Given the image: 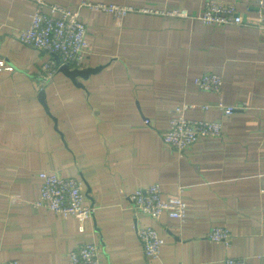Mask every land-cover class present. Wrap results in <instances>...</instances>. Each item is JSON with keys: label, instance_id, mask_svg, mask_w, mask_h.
<instances>
[{"label": "crops", "instance_id": "crops-1", "mask_svg": "<svg viewBox=\"0 0 264 264\" xmlns=\"http://www.w3.org/2000/svg\"><path fill=\"white\" fill-rule=\"evenodd\" d=\"M45 1V11L81 2ZM102 1L196 15L207 0ZM218 1L234 3L245 22L84 8L87 61L62 64L43 83L41 64L59 57L17 31L30 25L37 1L0 0V65L15 66L0 70V261L70 264L78 244L96 242L102 264H224L226 257L264 264V0ZM212 71L224 77L220 93L195 82ZM219 101L236 108L189 113L220 119L221 136L183 150L165 143L177 105ZM41 169L80 179L92 217L81 222L36 206ZM154 182L165 196L186 198L184 220L136 208L130 193ZM142 225L165 238L159 258L144 254ZM216 225L230 229L229 246L210 238Z\"/></svg>", "mask_w": 264, "mask_h": 264}, {"label": "built area", "instance_id": "built-area-1", "mask_svg": "<svg viewBox=\"0 0 264 264\" xmlns=\"http://www.w3.org/2000/svg\"><path fill=\"white\" fill-rule=\"evenodd\" d=\"M39 7L31 15L28 27L18 29V37L26 44L57 54L55 58L46 59L38 70V76L43 83L52 80L60 66L65 63L84 65L90 45L87 40V24L84 20L83 9H96L110 12L117 17H123L132 12L162 13L168 16L193 17L210 25H226L229 23H244L234 3L224 4L218 0H207L203 10L194 15L189 9L182 7H165L155 9L150 7H137L130 4L108 3L102 0H81L76 8L58 3H50L49 11L43 7L45 0H36ZM264 22L259 18L258 25ZM262 27V26H261ZM0 70H15V66L0 65ZM195 82L204 90L220 93L224 83L222 74L212 71L205 72L196 77ZM201 107L203 110L216 108L225 113H232L234 105H227L222 101L215 104H197L184 102L177 105L171 114L169 129L164 134V141L169 146L183 150L203 137H218L223 134V123L220 119L206 117H193L190 110ZM146 122H150L146 118ZM264 136V131H263ZM264 138V137H263ZM264 140V139H263ZM40 194L35 200L38 207L51 209L62 217L75 216L81 222L92 217L94 207L85 201L83 182L75 177H66L58 172L41 169ZM137 209L153 218L167 215L173 219L184 220L187 214L188 203L181 194L164 195L161 183L154 182L138 187L129 195ZM138 237L147 257L159 258L162 254L166 240L158 230L151 225H142L138 228ZM209 236L216 241H222L229 246L232 233L229 228L213 226ZM70 264H102V254L96 242L78 244L69 253ZM0 264H20L18 259L0 261ZM224 264H253L249 257H226Z\"/></svg>", "mask_w": 264, "mask_h": 264}]
</instances>
